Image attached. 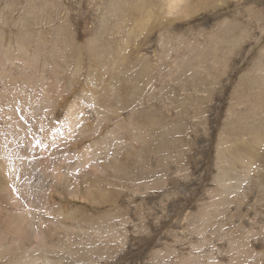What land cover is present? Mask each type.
<instances>
[{"label":"rangeland","instance_id":"1","mask_svg":"<svg viewBox=\"0 0 264 264\" xmlns=\"http://www.w3.org/2000/svg\"><path fill=\"white\" fill-rule=\"evenodd\" d=\"M0 264H264V0H0Z\"/></svg>","mask_w":264,"mask_h":264},{"label":"bare ground","instance_id":"2","mask_svg":"<svg viewBox=\"0 0 264 264\" xmlns=\"http://www.w3.org/2000/svg\"><path fill=\"white\" fill-rule=\"evenodd\" d=\"M37 150V149H36Z\"/></svg>","mask_w":264,"mask_h":264}]
</instances>
